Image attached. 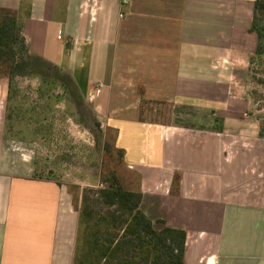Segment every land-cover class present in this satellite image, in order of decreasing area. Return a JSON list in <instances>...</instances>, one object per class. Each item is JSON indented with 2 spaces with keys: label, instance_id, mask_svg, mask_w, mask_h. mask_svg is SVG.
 <instances>
[{
  "label": "crops",
  "instance_id": "crops-1",
  "mask_svg": "<svg viewBox=\"0 0 264 264\" xmlns=\"http://www.w3.org/2000/svg\"><path fill=\"white\" fill-rule=\"evenodd\" d=\"M253 3L0 0L29 54L65 70L84 97L99 86L93 99L115 116L105 124L118 129L130 190L153 224L185 231V264H264V137L234 86L241 54L255 49ZM141 99L209 108L222 131L141 123ZM4 113L0 105V264H73L79 206L35 175Z\"/></svg>",
  "mask_w": 264,
  "mask_h": 264
},
{
  "label": "rangeland",
  "instance_id": "rangeland-1",
  "mask_svg": "<svg viewBox=\"0 0 264 264\" xmlns=\"http://www.w3.org/2000/svg\"><path fill=\"white\" fill-rule=\"evenodd\" d=\"M241 57L246 65L237 66L234 86L248 96L247 117L258 120L259 136L261 132L264 137V55L255 56L253 49ZM242 60L237 62L243 65ZM95 87L92 97H84L71 76L56 65H31L9 82L0 81L6 135L28 144L35 175L53 181L71 197L73 206H79L78 219L82 189L105 187L109 170L119 171L122 185L131 189L127 171L132 166L125 163L124 150L116 146L118 129L105 124L115 122V116L109 121L101 112L99 99H93L97 95L95 89H99ZM140 102L143 108L137 117L141 123L186 125L209 131L222 125L221 117L209 108L143 99ZM141 128L147 136L150 127ZM86 232L85 225L78 222L74 257L90 251Z\"/></svg>",
  "mask_w": 264,
  "mask_h": 264
},
{
  "label": "trees",
  "instance_id": "trees-1",
  "mask_svg": "<svg viewBox=\"0 0 264 264\" xmlns=\"http://www.w3.org/2000/svg\"><path fill=\"white\" fill-rule=\"evenodd\" d=\"M248 32L255 36V56H263L264 0H254ZM31 65L54 64L29 54L16 12L0 8V81L9 82ZM118 174L109 170L105 187L82 189L78 222L88 231L90 251L74 257L73 264H185V231L160 220L153 224L140 209V190L125 188Z\"/></svg>",
  "mask_w": 264,
  "mask_h": 264
},
{
  "label": "built area",
  "instance_id": "built-area-1",
  "mask_svg": "<svg viewBox=\"0 0 264 264\" xmlns=\"http://www.w3.org/2000/svg\"><path fill=\"white\" fill-rule=\"evenodd\" d=\"M122 2H123V3H126L127 0H122ZM95 91H96V94H97V93H98V88H96ZM90 97H92V94L90 95Z\"/></svg>",
  "mask_w": 264,
  "mask_h": 264
}]
</instances>
